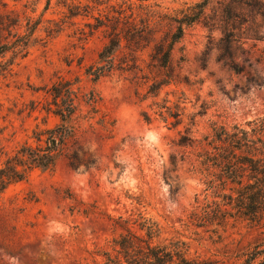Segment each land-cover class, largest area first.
<instances>
[{"label":"rangeland","instance_id":"1","mask_svg":"<svg viewBox=\"0 0 264 264\" xmlns=\"http://www.w3.org/2000/svg\"><path fill=\"white\" fill-rule=\"evenodd\" d=\"M200 1L2 0L0 44L16 34L29 45L0 59V166L23 144H48L62 125L58 91L72 90L76 110L55 165L0 193V264H106L145 219L161 226L157 242L184 241L189 257L220 264L264 241V209L254 218L229 198L233 183L215 188L221 170L199 156L215 127L264 118V18L228 19L229 0H210L163 65L160 45ZM228 31L239 73L221 58ZM113 36L121 47L100 62ZM163 105L180 109L179 124L160 117Z\"/></svg>","mask_w":264,"mask_h":264},{"label":"trees","instance_id":"2","mask_svg":"<svg viewBox=\"0 0 264 264\" xmlns=\"http://www.w3.org/2000/svg\"><path fill=\"white\" fill-rule=\"evenodd\" d=\"M210 0H202L193 8V12L188 13L181 20L177 31L173 34L171 41L167 45H160L162 63L166 65L169 62L170 52L173 45L182 38L184 34V25H190L196 22L205 12ZM5 3L0 0V6ZM240 10V12H237ZM242 10L255 12L264 18V4L252 0H229L223 7L224 15L228 19L238 17ZM0 24H4L0 22ZM2 28V27H1ZM16 39L9 43L0 44V59L8 51L13 54L26 52L29 45V39L19 37L14 34ZM255 39H260L258 33L254 34ZM237 39L233 31H228L222 38V56L230 68L236 73L243 71V66L234 61L233 44ZM121 47V40L116 37H110L99 53V61L108 60L113 57ZM112 67L110 68V70ZM88 74H91L88 72ZM102 77L99 71L96 73V80ZM164 82H160L163 85ZM62 92V93H61ZM58 91L57 108L53 110L62 123L58 130L51 129V139L46 146L38 144L33 147L29 144H23L13 154L6 153V157L0 166V193L9 185L25 180L29 177L32 170L40 168L42 170L50 169L55 165L59 155L66 150L70 133L66 126L73 118L76 110L75 97H72L70 88L65 91ZM163 108H166V114ZM159 115L165 121L169 118H176L171 124H179L180 109L174 111L172 106L163 105L160 107ZM144 119L150 121L151 117L147 112L143 113ZM66 125V126H65ZM61 128V129H60ZM182 142L187 140L186 135H182ZM206 145L199 151L201 161L209 167H217L221 170L219 183L213 185L219 189L227 182L234 184V194L229 198L235 199L240 207L249 205L254 209V218L264 209V118L256 119L250 123L249 127L235 124L231 127L221 125L213 129L212 135L205 138ZM41 141V139H39ZM77 158V157H76ZM78 160V159H77ZM73 165V164H72ZM76 165V163H74ZM210 178L207 183H212ZM140 233L131 228L126 229V233L120 235L115 240V254L108 252L106 264H220L218 260L191 258L187 255L184 241L177 240L170 243L157 242L161 226L152 219H145L138 223ZM238 264H264V241L257 243L251 249L239 255Z\"/></svg>","mask_w":264,"mask_h":264}]
</instances>
